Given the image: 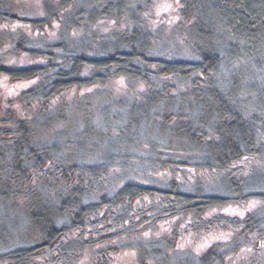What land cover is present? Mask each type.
<instances>
[{
	"label": "trees",
	"instance_id": "trees-1",
	"mask_svg": "<svg viewBox=\"0 0 264 264\" xmlns=\"http://www.w3.org/2000/svg\"><path fill=\"white\" fill-rule=\"evenodd\" d=\"M153 4V0H48L49 19L46 22L57 20L66 27L80 28L84 37L99 20L123 18L131 27L125 37L109 41L113 51L104 57L88 55L85 48L73 49L71 44L65 43L46 49L24 48L45 62L29 68L0 67V73L12 80L37 78L38 86L45 87L46 92L28 101L24 109L22 107L26 110L38 101V116L33 117L38 126L40 119L46 117L55 123L63 122V112L69 107L73 109V103L63 101L57 102L60 103L55 107L57 110L50 108L51 101L59 94L105 84L118 77L145 84L143 102L131 108L165 106L163 112L155 109L153 120L157 118L156 123L187 119L184 129L188 142L196 145L199 151L207 149L203 167L215 166L227 175L234 201L246 200L249 179L236 178L234 172L248 157L264 159V114L258 113L259 107H264V91L249 98L245 92L252 91V87L246 89L237 81L235 90H225L221 80L242 61L255 63L256 70L264 69V0H178L179 20L174 26L184 36L183 40L195 57L192 60H164L150 55L153 34L143 32L138 26L147 21ZM76 7H80L77 13L69 12ZM8 19L16 18L0 11V21ZM32 24L40 26L39 21ZM94 38L96 34L88 36L89 45L95 42ZM18 46L23 49V44ZM121 46L123 50H119ZM57 59H60L58 63ZM85 72L90 76L85 77ZM24 94L25 97L31 95ZM180 97L184 102L197 99L201 109L210 106V115L194 122L196 109L193 106L187 110L180 108ZM256 99H261L262 103H255ZM6 114L12 116L11 112ZM11 118L13 127L0 125V136L4 135L0 138V188H4L0 197L25 200L24 211L21 203L9 206L22 213L19 220L33 226L42 240L38 246L0 255L1 263L25 264L39 258L43 264H77L84 252L90 250L87 248L116 238L120 241L117 246L110 243L103 247L96 253L99 259L92 264H105L102 258L110 251L130 246L137 249L139 264H182L181 256L186 254L177 255L174 248L179 221H173L172 231H167L170 228L165 226L162 236L147 237L143 232L154 225L168 224L174 217L185 218L189 212L199 218L203 212L230 202L222 196L206 195L200 187L192 193L180 191L182 186L175 181L166 189L128 183L112 197L101 195L96 191L102 190L101 183H105L103 167L81 166L74 158L61 157L58 143L33 142L29 128L32 122ZM2 121L0 117V124ZM222 134L229 136L225 142L229 154L221 158L214 144ZM7 135L10 138H5ZM41 140L45 141L44 137ZM253 196L264 200V194ZM90 197L97 202H90ZM138 203L143 206L137 207ZM219 221L224 227L228 224L243 230H235L234 238L222 244L225 247L222 250L215 252L213 248L204 256H197V264H227L224 262L226 255L237 253L241 246L249 247L255 235L264 231L260 221L252 215L243 220ZM199 226L198 223L196 227ZM254 251L253 256L241 259L238 264H264L258 249Z\"/></svg>",
	"mask_w": 264,
	"mask_h": 264
},
{
	"label": "rangeland",
	"instance_id": "rangeland-1",
	"mask_svg": "<svg viewBox=\"0 0 264 264\" xmlns=\"http://www.w3.org/2000/svg\"><path fill=\"white\" fill-rule=\"evenodd\" d=\"M47 1L0 0V11L4 14L10 13L16 18L0 21V67L5 69L35 67L45 61L33 57L24 48L46 49L60 43L71 44L73 49L85 48L84 52L88 55L104 57L113 51L109 41L115 37H125L131 27L123 18L99 20L94 27L89 28L84 37L80 28L66 27L57 20L46 22L49 19ZM153 3V7L147 13V21L144 20V25L138 26L143 32L153 34L150 55L164 60L195 59L188 44L183 40L184 36L180 35L174 26L179 20L178 0H153ZM79 8L76 7L69 12L75 14ZM34 21H39L40 26H33ZM93 34H96L97 38L89 45L87 38ZM19 44H23L22 50ZM106 47L107 50H104ZM123 49L121 46L119 50ZM59 60L57 59V63ZM248 63L251 66L246 67ZM248 63L242 61L224 75L221 85L225 90H235L234 83L238 81L241 87L253 88L252 91L245 92L249 98L264 91V69L256 70L255 63ZM83 75L90 76V73L85 72ZM167 78L169 80V77ZM38 83L37 78L25 81L12 80L4 73H0V117L3 119L0 125L13 127L11 117L17 120L27 119L28 123H33L29 124L33 142L40 141L42 144L51 145L58 143L61 146L59 149L61 157L74 158L81 166L103 167L106 170V176L103 177L105 183L102 182L103 189L96 192L112 197L128 183L166 189L171 181H175L182 186L180 191L192 193L195 188L200 187L206 195L222 196L230 201L225 206L203 212L199 218H194L195 216L189 212L185 218L177 216L169 219L168 224L166 222L161 226L154 225L143 232L147 237L162 236L166 232L165 226L170 228L167 231H172L173 221H179V235L174 240V248L177 255L186 254L181 256L182 264H197V256L202 257L213 248L215 252L222 250L225 248L222 244L234 238L235 230L237 232L243 230L242 227L235 229L228 224L224 227V223L219 221L221 219L243 220L252 215L264 228V200L253 196L264 194V159L248 157L238 165L240 168L234 172V177L249 179L250 188L245 192L246 200L234 201L235 197L231 193L227 175L217 170L215 166L203 167L205 164L203 165L202 161L206 159L207 149L202 148L199 151L196 145L188 142V133L184 129L187 119L175 118L166 124L156 123L157 118L153 120L156 110L163 112L165 106L157 107L156 110L147 109L146 106L131 108L143 102L142 95L147 90L145 84L118 77L108 80L105 84H95L79 91L72 89L66 94H59L57 99L51 101L50 108L54 107L52 110L55 111V107L60 104L57 102L63 101L73 103V109L69 107L63 112V122L55 123L46 117L40 119L38 126L33 118L38 116L36 112L39 110L38 101L23 110V106L33 100L32 98L46 92L45 87H39ZM24 92L31 95L26 98ZM255 103H262V100L256 99ZM178 105L185 110L191 106L196 109L194 122L202 116L210 115V106L205 105L201 109L197 99L184 102L180 97ZM258 110V113L264 114V107H259ZM7 112H11L12 116L9 117L10 114H6ZM43 137L45 141L41 140ZM5 138L10 136L7 135ZM228 140L229 136L226 134L216 138L214 147L219 151L218 156L221 158L229 154L225 147ZM3 189L0 188V191ZM92 197L89 198L90 202H97V199ZM20 199L0 197V255L19 248L38 246L42 240L33 226L22 219L19 220L22 213L19 214L15 207L10 208V203L17 205L21 203L20 207L24 211L25 200ZM148 204L150 205L151 201ZM142 206L143 203L137 204V207ZM198 223L200 226L196 227ZM170 234L168 237L172 239ZM257 235L249 247L241 246L237 253H229L225 256L224 262L238 264L241 259L253 256L254 248L264 257V231ZM119 242L113 238L109 242L87 248L90 250L84 252L77 264L94 263L99 259L96 254L98 251L108 247L110 243L117 246ZM137 258V249L130 246L119 251H110L102 260L105 264H139ZM25 264L43 263L38 258Z\"/></svg>",
	"mask_w": 264,
	"mask_h": 264
}]
</instances>
